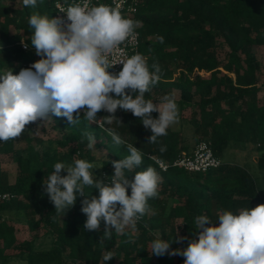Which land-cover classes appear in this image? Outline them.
Returning <instances> with one entry per match:
<instances>
[{"label":"trees","instance_id":"16d2710c","mask_svg":"<svg viewBox=\"0 0 264 264\" xmlns=\"http://www.w3.org/2000/svg\"><path fill=\"white\" fill-rule=\"evenodd\" d=\"M57 1L72 0H37L34 8L25 7L23 0H0V75L30 68L26 63L34 50L26 51L20 44L25 40L32 45L29 17L39 12L53 18ZM124 17L140 22L136 27L140 51L149 71H154L153 63L161 68L159 81L149 86L144 98L159 103L165 95L172 97L180 127L170 125L166 135L149 143L151 130L119 108L114 115L120 123L113 121L104 128L85 120L82 110L79 123L73 125L49 112L61 130L55 140L45 143L32 137L26 125L19 136L25 147L17 148L18 137L0 141V195H13L8 200L0 198V264H184L181 255H153L151 241L160 237L171 242L169 251L184 249L196 238V217L207 216L218 225L223 211L236 213L264 204L249 168L234 156L225 158L228 149L255 146L261 151L257 164L264 168V63L258 57L259 49H264V0H139L137 12ZM224 45L229 50L221 56ZM108 115L101 110L97 119ZM151 116L158 118L159 113ZM105 129L114 130L125 143L115 145ZM85 133L96 137L91 149ZM202 140L211 143L221 165L203 172L178 165L162 170L152 158L172 164L183 152L192 153ZM128 144L140 150L142 164L126 171L127 178L149 166L160 177L158 195L148 199L142 218L122 234L113 231L110 238H103V220L99 231L84 228L85 197L78 195L65 214L56 211L43 183L55 163L67 166L76 159L86 160L94 165L93 178L104 180L105 175L114 174L112 161L130 155ZM98 151L105 156L99 159ZM6 155L18 165L15 181L3 167L1 156ZM61 175L67 172L62 170ZM87 190L95 189L85 186V195ZM127 194L131 195L130 188ZM7 210L26 220L31 238H19L13 222L3 215ZM42 236L50 239V245L42 246ZM108 251L114 257L106 262L103 256Z\"/></svg>","mask_w":264,"mask_h":264},{"label":"clouds","instance_id":"9594fccd","mask_svg":"<svg viewBox=\"0 0 264 264\" xmlns=\"http://www.w3.org/2000/svg\"><path fill=\"white\" fill-rule=\"evenodd\" d=\"M36 4L37 0H23L25 7L34 8ZM61 12L66 13L68 23L39 12L31 14V43L42 58L18 74L10 70L0 75V141L19 137L29 123L47 120L49 112L66 117L73 125L79 123L82 110L85 120L104 128L113 121L120 123L114 115L119 108L140 118L152 132L148 142L156 143L178 115L177 105L169 95L161 103L144 98L149 86L159 81L161 68L153 63L154 71L150 72L146 59L138 53L119 59L115 55L122 51V44L136 39L135 28L140 22L125 18L119 5H90V0ZM117 63L123 65L122 70L110 73L108 70ZM101 110L110 115L97 119ZM153 112L159 113L158 118L151 116ZM105 131L115 145L125 143L114 130ZM85 135L87 146L93 148L96 137ZM127 148L130 155L111 162L114 174L110 183L94 179L90 171L94 165L86 160L76 159L67 166L55 163L54 171L43 183L56 211L64 213L75 204L78 195L85 197L81 208L87 216L84 228L99 231L103 220V238H110L113 231L122 234L127 226L142 218L148 199L158 195L160 177L149 166L129 180L126 171L132 172L142 164V153L131 144ZM165 150L163 146L160 149ZM62 170L67 175L62 176ZM85 186L98 190L99 195L86 196ZM129 188L131 195L127 194ZM195 226L196 238L186 248L169 251L171 242L157 237L151 241V253L181 255L184 264H264V204L236 213L223 211L218 215V225L207 216H198ZM113 257L108 251L103 260Z\"/></svg>","mask_w":264,"mask_h":264},{"label":"built area","instance_id":"2783aa9c","mask_svg":"<svg viewBox=\"0 0 264 264\" xmlns=\"http://www.w3.org/2000/svg\"><path fill=\"white\" fill-rule=\"evenodd\" d=\"M76 3H82V0H72L71 2L57 1L56 2V12L53 18H61L64 23H68L67 15L65 12H61V9H67L69 6L74 5ZM139 0H90V5H107L111 7H116L119 5V11L124 16H131L136 13L138 10ZM136 39L126 41L124 44L120 46L122 51L116 53L117 59L131 57L134 54H141L140 44H141V35L140 31L135 28ZM21 46L24 50H34V59L28 61L26 65L29 67L32 66L33 63L40 60L42 57L36 54V50L33 45L25 40H21ZM143 56V55H142ZM123 65L117 63L113 67H111L108 71L112 74H118L122 70ZM33 71H35L33 69ZM152 158L158 163L159 167L162 170H167L171 165H178L184 167L188 171L194 172H203L208 171L210 169L216 168L221 165L222 160L215 155L211 143L209 141L202 140L197 143L195 149L192 153L183 152L179 155L173 163H169L158 156H152ZM111 177L104 176V181L106 183H110ZM13 195L10 193H4L0 195V198L3 200H8ZM119 205H117V209Z\"/></svg>","mask_w":264,"mask_h":264},{"label":"rangeland","instance_id":"374dc122","mask_svg":"<svg viewBox=\"0 0 264 264\" xmlns=\"http://www.w3.org/2000/svg\"><path fill=\"white\" fill-rule=\"evenodd\" d=\"M221 50H222L221 56H224L226 51L229 50V47L227 45H224ZM258 57L264 63V49L263 48L259 49ZM32 59H34V56ZM179 121L176 119V121L172 123L171 126L180 127ZM28 129L32 137H40L41 139L45 141V143L55 140L61 134L60 127L57 126L54 119L49 114H48L47 120L39 119L36 122L29 123ZM185 131L189 132L190 130L189 128H186ZM33 143L35 144L37 148H40V144L37 143L35 140L33 141ZM16 146L18 149H20V148L25 147L26 143L25 141L20 140V137H18ZM260 152L261 151H259L255 146H250L248 149H237V151L228 149L227 152L225 153V158H230L234 156L236 161L239 164H242L248 167L249 170L252 172V174L255 176L258 182L259 191L262 197H264V168L259 167L257 164V157ZM104 156H105V152L100 151L98 153L99 159L103 158ZM1 161H2L3 167L8 170L11 181H15V177L18 171L17 163L12 159L11 156H8V155L1 156ZM97 165L101 167L100 162L97 163ZM92 195L98 196L99 193L97 190H94V191L87 190L86 191V196L90 197ZM68 209L65 210L64 214L66 213ZM3 215L4 217L10 219L13 222V224L16 227L18 236L21 240L31 238V231L29 229V226L26 220L22 216H15L13 214V211L11 210H7L6 212L3 213ZM40 243L42 244V246L50 245V239L46 236H42L40 239Z\"/></svg>","mask_w":264,"mask_h":264}]
</instances>
